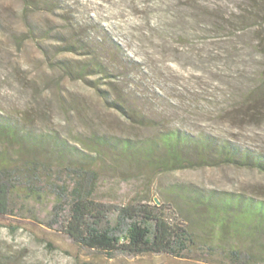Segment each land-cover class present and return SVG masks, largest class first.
I'll return each mask as SVG.
<instances>
[{"label":"rangeland","instance_id":"obj_1","mask_svg":"<svg viewBox=\"0 0 264 264\" xmlns=\"http://www.w3.org/2000/svg\"><path fill=\"white\" fill-rule=\"evenodd\" d=\"M241 2L0 0V114L21 121L31 118L38 131L55 133L79 149L102 136L142 140L173 127L264 153V80L233 76L238 70L246 72L250 64L264 65V51L257 58L248 47L254 29L224 39L225 16L236 14ZM31 26H37L36 35L29 32ZM217 26L221 29L214 30ZM58 33L113 61L114 74L121 75L110 80L116 82L123 105L134 110L133 119L111 108L92 84L55 66V59L86 57L72 51L52 54L64 43ZM236 51L245 55L247 68L242 58L230 61L220 55ZM97 87L109 96L107 85ZM254 89L259 105L242 104ZM115 151L111 146L109 151L99 149L106 156L96 201L120 206L146 181L151 185L142 203L163 198L179 202L175 190L180 185L264 200V171L223 165L163 173L149 182L137 165L111 156ZM43 210L40 206L31 209L34 215L25 210L0 215V264H231L217 254L108 256L48 227ZM197 220L194 217L191 226L203 234L198 229L203 223Z\"/></svg>","mask_w":264,"mask_h":264},{"label":"trees","instance_id":"obj_2","mask_svg":"<svg viewBox=\"0 0 264 264\" xmlns=\"http://www.w3.org/2000/svg\"><path fill=\"white\" fill-rule=\"evenodd\" d=\"M234 11L236 14L225 16L224 39L254 29L248 47L260 57L264 51V0H242ZM31 28L29 32L36 35L37 26ZM218 29L221 27L214 28ZM57 35L64 43L54 47L52 54L72 51L86 57L82 61L55 59V66L66 76L92 84L111 108L133 119L134 110L123 105L116 82L110 80L121 75L114 74L117 68L113 61L103 59L79 41ZM118 50L116 45V56ZM220 55L230 61L242 58L243 68L248 67L233 76H260L264 80V65L246 67L245 55L237 51ZM97 75L93 82L86 80ZM101 83L107 85L109 96L97 87ZM247 103L259 105L258 89L251 90L242 101ZM91 145L79 149L55 133L38 131L31 118L21 121L0 114V215H15L22 210L34 215L31 209L44 206L48 227L108 256L117 252L175 257L217 254L225 255L231 264H264L263 199L180 185L175 190L179 202L163 198L159 203H142L151 185L147 181L120 206L95 199L106 156L99 149L109 151V146L116 150L111 156L129 166L137 165L146 172L149 182L163 173L223 165L264 171V153L204 132L173 127L142 140L102 136ZM194 217L203 223L198 229L204 230V235L191 226Z\"/></svg>","mask_w":264,"mask_h":264}]
</instances>
